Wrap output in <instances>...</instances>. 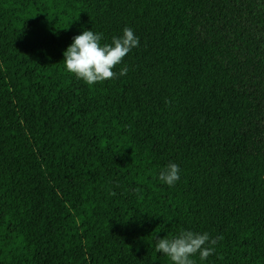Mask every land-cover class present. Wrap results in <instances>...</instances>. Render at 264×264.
Segmentation results:
<instances>
[{
  "label": "trees",
  "instance_id": "1",
  "mask_svg": "<svg viewBox=\"0 0 264 264\" xmlns=\"http://www.w3.org/2000/svg\"><path fill=\"white\" fill-rule=\"evenodd\" d=\"M125 27L113 79L66 70ZM185 230L264 264V0H0V264H173Z\"/></svg>",
  "mask_w": 264,
  "mask_h": 264
},
{
  "label": "clouds",
  "instance_id": "2",
  "mask_svg": "<svg viewBox=\"0 0 264 264\" xmlns=\"http://www.w3.org/2000/svg\"><path fill=\"white\" fill-rule=\"evenodd\" d=\"M101 39V34L84 30L73 37V43L63 53L66 70L89 85L113 79L117 75L113 71L116 65L139 45L138 38L129 27L123 29L121 36L113 37L111 44L101 45ZM127 72L128 68L124 67L119 75L123 76ZM179 171L178 165L170 163L160 172L159 179L172 186L180 178ZM154 239L157 253L169 257L173 264H194L190 257L198 253L201 260H206L214 253V246L221 237L212 239L207 232L185 230L171 238L154 236Z\"/></svg>",
  "mask_w": 264,
  "mask_h": 264
}]
</instances>
